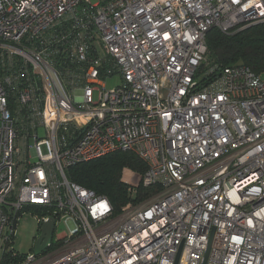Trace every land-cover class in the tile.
Here are the masks:
<instances>
[{
  "label": "built area",
  "instance_id": "2783aa9c",
  "mask_svg": "<svg viewBox=\"0 0 264 264\" xmlns=\"http://www.w3.org/2000/svg\"><path fill=\"white\" fill-rule=\"evenodd\" d=\"M261 24L264 0H0V264H202L210 240L207 264H264V75L206 40ZM116 153L147 168L118 213L66 176ZM28 207L70 226L39 255L13 247Z\"/></svg>",
  "mask_w": 264,
  "mask_h": 264
},
{
  "label": "trees",
  "instance_id": "16d2710c",
  "mask_svg": "<svg viewBox=\"0 0 264 264\" xmlns=\"http://www.w3.org/2000/svg\"><path fill=\"white\" fill-rule=\"evenodd\" d=\"M210 58L223 67L245 65L256 74L264 75V24L257 25L234 35H227L218 29L207 34ZM146 165L132 153H116L99 160L83 163L66 172L68 180L86 189L93 190L109 199L115 211L129 201L127 182L128 172L146 171ZM34 212L45 214L46 210L28 207Z\"/></svg>",
  "mask_w": 264,
  "mask_h": 264
},
{
  "label": "rangeland",
  "instance_id": "374dc122",
  "mask_svg": "<svg viewBox=\"0 0 264 264\" xmlns=\"http://www.w3.org/2000/svg\"><path fill=\"white\" fill-rule=\"evenodd\" d=\"M93 5H96L100 0H90ZM121 83L119 78H113L107 82V87L109 90L114 89ZM40 134L44 136L43 129L40 130ZM34 163L36 159H31ZM133 174L128 172L124 175V181L129 184L133 181ZM138 179V177H137ZM19 182V180H17ZM136 197V196H135ZM70 226L67 221L61 220L58 222L54 239L69 233ZM41 232V227L36 220V213L31 209H23L21 211L20 217L17 222V227L15 228V237L13 239V247L19 254L29 255L34 252V246L36 240L39 238ZM11 233V231H10Z\"/></svg>",
  "mask_w": 264,
  "mask_h": 264
},
{
  "label": "water",
  "instance_id": "95a60500",
  "mask_svg": "<svg viewBox=\"0 0 264 264\" xmlns=\"http://www.w3.org/2000/svg\"><path fill=\"white\" fill-rule=\"evenodd\" d=\"M54 230H55V220L51 219L48 223L44 224L41 227V232L39 238L36 240L35 246H34V253L39 255L47 250L48 245L51 243L53 236H54ZM211 242L210 240L209 246L205 252L202 264H207L208 257L210 253L211 248ZM181 256V251H179L175 264H178L179 259Z\"/></svg>",
  "mask_w": 264,
  "mask_h": 264
}]
</instances>
